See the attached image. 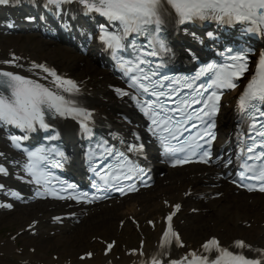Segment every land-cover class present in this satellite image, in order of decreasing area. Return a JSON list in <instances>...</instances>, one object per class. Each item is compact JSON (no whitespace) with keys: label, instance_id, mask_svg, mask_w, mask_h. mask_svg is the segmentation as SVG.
Listing matches in <instances>:
<instances>
[{"label":"bare ground","instance_id":"bare-ground-1","mask_svg":"<svg viewBox=\"0 0 264 264\" xmlns=\"http://www.w3.org/2000/svg\"><path fill=\"white\" fill-rule=\"evenodd\" d=\"M3 22L6 19L0 17V25ZM0 34L1 69L22 74L55 90L54 78L33 67L42 64L62 79L77 84L79 93H73L71 98L80 106L77 96L83 94L87 100L85 107L93 109L98 119L118 124V114L127 112L122 99L111 90L116 79L107 69L96 65L90 56L58 45L53 47L46 38L32 48L28 46L25 33L0 30ZM226 99L220 118L222 137L231 128V102ZM57 119L65 121L67 118L58 116ZM4 132L0 126V167L7 173H0V223L15 224L18 232L26 237L19 247L16 243L18 235L0 237V264H151L158 253H163L158 257L161 260H180L189 252L206 253L202 245L211 235L218 236L225 245L242 238L249 244L264 247V195L237 193L235 188L217 180L214 172L208 169L170 171L157 188L138 193L133 201L121 206H114V203L106 206L112 207L110 210L96 211L94 206L88 210L70 208L34 195L31 181L22 171L21 159L11 154L8 135ZM12 194L23 200L13 198ZM7 202L9 207H3ZM174 203H180L182 208H195L211 225L195 226L192 218L186 217V221H182L183 217L176 218L175 225H183L180 241L184 247L172 241L162 249L160 234ZM56 215L59 218L54 221ZM70 221L77 222L76 226ZM61 222L64 224L59 225ZM40 229L43 231L38 232ZM34 230L35 235L25 234ZM148 232L153 234L152 239H146ZM43 235L49 241L39 242ZM109 242L114 243L111 249L106 247ZM128 242L130 244L122 245ZM132 244L136 245L128 248ZM118 245L121 251H118ZM26 246L31 249H24ZM49 250L55 252L46 255Z\"/></svg>","mask_w":264,"mask_h":264},{"label":"snow or ice","instance_id":"snow-or-ice-1","mask_svg":"<svg viewBox=\"0 0 264 264\" xmlns=\"http://www.w3.org/2000/svg\"><path fill=\"white\" fill-rule=\"evenodd\" d=\"M72 2L73 0H48L49 4L57 5ZM75 2L82 4L89 13H99L109 21L119 22L122 25V28L117 32H110L107 28H104L100 37L101 42L106 44L108 49L116 51L125 49V42L128 41V38L132 34L146 33L151 35L152 32L159 33L166 21L175 17L179 18V23L181 24L197 19L201 21L215 20L224 24L250 23L254 27H248V32H264V27H262L264 25V0H75ZM9 3L10 0H0V5H7ZM156 43L159 48H165L162 40H156ZM141 55L155 56L157 53L151 51L142 53ZM13 59L18 58L14 57ZM229 60L232 63L220 66L210 64L198 74L199 76L207 75L211 79V83L207 84V87L202 84L199 89H196L199 95H203V92H208L206 98H192L191 101L185 98L179 100L175 108H170L161 102V98L167 100H172L173 98L168 93L157 90L158 88L162 89L164 85L153 82V77L157 73L151 72V74H148L145 72L141 65H144L146 61L140 57H137V63L134 67L131 66V62L121 63L120 65L127 73L139 71L140 75H133L129 78V87H132L139 94V98L138 95L119 89L116 91L121 96L130 95L133 101H138L137 106L140 108V111L151 119L153 133L156 134L157 130H159V138L162 141L166 142L167 137L170 136L171 139L178 140L182 146H186L192 155H195L196 149L202 147L197 142V136H199V139H204V136L207 135L209 139L206 143L209 145L215 140V135L209 130L216 127L214 117L218 112L220 95L216 91L209 92L208 90L235 89L238 87L236 81L242 79L244 73L249 70L245 56L233 55L229 57ZM33 67L41 69L54 78L52 83L55 86V90L19 74L0 70V126L13 125L24 131H35L38 124L40 128L47 130L50 125L46 122V115L49 117L57 115L77 119L83 131L91 135L89 121L92 113L78 106L71 98L73 93L79 92L77 84L71 80L62 79L55 71L48 69L42 64H34ZM188 87H191V85H188ZM201 89H203V92H201ZM65 92L69 94L68 97L62 94ZM144 94L155 99H144ZM257 102L264 103V55H261L258 62V70L254 78L247 85V89L240 97L239 105L244 113H250L252 110H255L261 116H264V110L258 107ZM193 104H202L203 108L195 109L191 112L188 111ZM175 113H182V115L177 117L174 115ZM194 120L204 122V133L190 136L186 140H182L180 136H177V132H180L181 128L184 131H189L188 128H184V125ZM197 127L199 125L196 123L191 124V128ZM259 127L264 129V123ZM252 128L254 130L253 140H255L256 136L264 138V130L257 131L256 124H253ZM26 138V136L20 137L16 135L9 137L12 146L16 148H20L21 139ZM56 138L52 137V139ZM257 147L264 149V142L257 144L256 147L248 146L244 150L248 154L245 156V160L260 161L262 166L258 167L254 163L246 162L244 164V171L240 173V179L242 181L245 179L260 181L261 186L258 190L264 192V152L256 155ZM135 150L137 149H129V151ZM170 151H184V147L179 149L164 148L165 153ZM43 153L44 149L27 152L29 161L28 171L33 176H35L33 169L37 167L36 162L45 159ZM120 156L123 158V162L127 163V157L123 153H120ZM209 159V151H203L199 162L205 163ZM186 162H190V157L186 156L181 160H174L173 165ZM118 172L123 173V164L118 165L117 168L106 175H101L100 178L104 181L105 185H109L110 180H121V175H118ZM0 173L7 174L3 167H0ZM124 178L128 179L131 177L125 175ZM237 186L241 185L238 184ZM72 187V185H68V188ZM247 188L249 191L253 190L250 185ZM119 191L123 193L124 189L120 188ZM81 196L84 203L103 198L95 195L89 197L87 193H82ZM56 198L64 199L65 197L58 195ZM68 198L77 199L79 202V198L76 196H69ZM2 206L5 208L9 207L8 204ZM177 208H179V205L173 206L172 215H174ZM172 215L167 217L168 221L172 220ZM171 238H175L177 246L184 247L179 236L172 230L170 225L162 233L160 247L163 249L169 246L172 242ZM234 246L240 249L250 247L242 241H236ZM112 247V244L107 245L108 249ZM202 248L209 252L215 250L220 255L213 260H209L208 257H201L196 252H189L187 256L180 260H161L158 257L163 253H158L157 257L152 258L151 264H184L185 261H187V264H264V250H254L259 253V257L248 258L244 254H233L228 249L220 247L215 238L206 241L202 245ZM188 257H192V259L188 260Z\"/></svg>","mask_w":264,"mask_h":264},{"label":"rangeland","instance_id":"rangeland-1","mask_svg":"<svg viewBox=\"0 0 264 264\" xmlns=\"http://www.w3.org/2000/svg\"><path fill=\"white\" fill-rule=\"evenodd\" d=\"M28 35V46L29 47H32V48H36L37 47V43H38V41L39 40H41V38L39 39L37 36H35L34 34H27ZM0 36H2V34H0ZM54 47V46H53ZM183 218H182V221H186V217H184V216H182ZM190 218H192V220H193V222H195V226H197V225H201V224H204V227H206V225L207 224H210L211 225V223H209V221H204V222H202L201 223V221L203 220V218L202 217H199V216H197V215H190ZM191 224H193V223H191ZM178 226V225H177ZM183 225H181V226H178L180 229H181V232H182V227ZM185 227V226H184ZM60 230V229H59ZM39 231H43V229H40V230H38V232ZM198 231V230H197ZM200 231V230H199ZM11 234H16V235H18V237H16V243H17V245H18V247L19 246H22L23 245V240L25 239V237H26V235H23V233H20V232H18V228H17V226L15 225V224H13V223H8V222H1L0 223V237L1 238H5V237H8V236H10ZM25 234H28L29 236H31V235H35L36 234V232L35 233H29V232H27V233H25ZM153 236V234L151 233V232H148V233H146V235H145V237L146 238H148V239H150L151 237ZM109 237H111V236H108L107 238L108 239H110ZM112 239V238H111ZM138 239H136V241H137ZM47 241H49V239L46 237V236H42V237H40V239H39V242H41V243H45V242H47ZM131 242V241H130ZM129 243V242H128ZM132 243V242H131ZM136 243V242H135ZM123 244H125V243H123ZM130 244V243H129ZM132 245H136V244H132ZM119 247H118V251H121L122 249H120L121 248V246L120 245H118ZM24 249H26V250H30L31 248H29V247H24ZM55 252V250H49V251H47L46 252V255H51L52 253H54Z\"/></svg>","mask_w":264,"mask_h":264}]
</instances>
